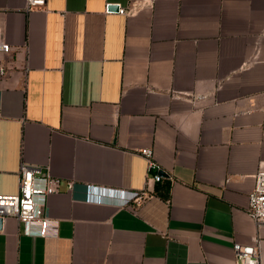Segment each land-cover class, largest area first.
<instances>
[{
  "label": "crops",
  "instance_id": "0c3cea01",
  "mask_svg": "<svg viewBox=\"0 0 264 264\" xmlns=\"http://www.w3.org/2000/svg\"><path fill=\"white\" fill-rule=\"evenodd\" d=\"M26 5L0 0V193L18 192L22 161L48 167L59 231L6 217L0 264H239L235 243L256 235L264 263L247 211L264 169V0ZM143 187L141 202L122 193Z\"/></svg>",
  "mask_w": 264,
  "mask_h": 264
},
{
  "label": "built area",
  "instance_id": "2783aa9c",
  "mask_svg": "<svg viewBox=\"0 0 264 264\" xmlns=\"http://www.w3.org/2000/svg\"><path fill=\"white\" fill-rule=\"evenodd\" d=\"M47 0H27L26 9L31 10L46 5ZM112 3H108L106 9L110 11ZM118 12L129 13L134 6L126 7L116 3ZM0 51H11V44L0 35ZM6 73V66L0 63V76ZM139 153L145 157L148 164L150 177L161 180L164 177L161 164L154 158V148L141 147ZM152 171H155L151 174ZM63 180L54 175L48 167L22 161L19 168V190L16 193H0V216L4 219L8 216L16 217L23 225V232L33 235L50 236L57 235L59 220L48 213V198L61 190ZM74 181H68V187L72 188ZM127 200L141 202L150 196L147 187L137 190H122ZM247 211L258 224L264 223V169L256 173V183L249 193ZM236 260L239 264H264L262 239L259 235L253 238L252 243H235Z\"/></svg>",
  "mask_w": 264,
  "mask_h": 264
},
{
  "label": "water",
  "instance_id": "95a60500",
  "mask_svg": "<svg viewBox=\"0 0 264 264\" xmlns=\"http://www.w3.org/2000/svg\"><path fill=\"white\" fill-rule=\"evenodd\" d=\"M110 8L118 9V6L115 4V5H111ZM162 172H164V171H162ZM3 222H4V218L2 216H0V227L3 225Z\"/></svg>",
  "mask_w": 264,
  "mask_h": 264
}]
</instances>
